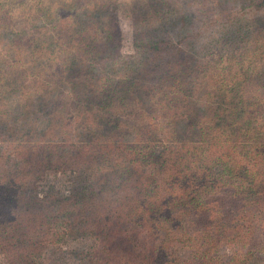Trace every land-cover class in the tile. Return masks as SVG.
I'll use <instances>...</instances> for the list:
<instances>
[{"label": "trees", "instance_id": "1", "mask_svg": "<svg viewBox=\"0 0 264 264\" xmlns=\"http://www.w3.org/2000/svg\"><path fill=\"white\" fill-rule=\"evenodd\" d=\"M103 2L81 1L98 10ZM262 8L264 0H248L239 12ZM99 42L98 54L111 49ZM83 50L62 53L71 61L60 66L65 77L58 78L73 95L93 96L82 110L90 128L81 134L101 124L93 92L111 86L106 108L117 106L115 114L139 121L151 113L154 122L129 127L133 142L115 148L97 150L89 142L74 152L39 144L0 148V159L8 149L7 156L18 157L0 167V264H39L48 247L84 235L90 240L80 251L84 264H249L264 255V46L256 77L222 71L202 83L194 71L184 73L190 68L184 62L149 68L138 61L109 84L72 60ZM85 157L82 171L90 173L78 177L73 197L34 191L42 170L62 171Z\"/></svg>", "mask_w": 264, "mask_h": 264}, {"label": "rangeland", "instance_id": "2", "mask_svg": "<svg viewBox=\"0 0 264 264\" xmlns=\"http://www.w3.org/2000/svg\"><path fill=\"white\" fill-rule=\"evenodd\" d=\"M81 1L0 0V148L13 144L28 149L39 144L74 152L82 142L97 150L103 144L115 148L133 142L135 132L129 127L147 129L154 122L151 113L139 121L115 114L117 106L106 108L104 96L112 93L111 86L93 92V102L100 105L101 124H95L91 134L82 135L81 131L90 128L82 110L93 96L81 99V91L73 95L68 83L58 82L65 77L60 66L71 61L63 59L62 53L70 55L78 47L84 49L83 54L76 53L72 60L96 78L108 77L109 84L138 61H145L149 68L184 62L190 66L184 73L194 71L201 83L213 82L222 71L248 72L254 77L260 73L264 8L240 13L248 0H104L99 10ZM114 30L116 38L111 33ZM84 34L88 38L80 41ZM99 40L111 49L103 48L98 54V46H104ZM67 76L72 81L75 75ZM4 151L0 167L7 169L6 161L12 159L15 164L18 157L7 156L9 149ZM100 159L97 156L91 162L97 165ZM85 161L86 157L70 160V168L58 172L42 170L32 183L34 191L39 197L51 193L70 199L77 193L78 177L90 173L82 171ZM88 240L84 235L48 247L39 264H84L80 251ZM263 256L257 253L249 264H264Z\"/></svg>", "mask_w": 264, "mask_h": 264}]
</instances>
